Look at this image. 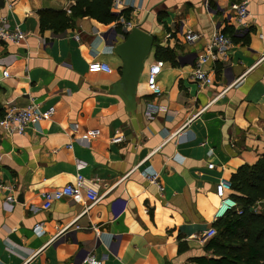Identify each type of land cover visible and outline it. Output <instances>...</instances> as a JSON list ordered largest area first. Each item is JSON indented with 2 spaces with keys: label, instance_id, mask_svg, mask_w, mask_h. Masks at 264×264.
<instances>
[{
  "label": "crops",
  "instance_id": "obj_1",
  "mask_svg": "<svg viewBox=\"0 0 264 264\" xmlns=\"http://www.w3.org/2000/svg\"><path fill=\"white\" fill-rule=\"evenodd\" d=\"M242 1L124 0L117 15L113 0L112 13L131 27L87 16L54 32L41 29V14L71 17L76 0H0V27L28 34L0 41V122L8 105L55 109L23 134L0 128V264H87L90 255L102 264H196L207 255L199 238L219 219L217 184L264 155V0H246L243 28L232 9ZM133 28L154 42L131 97L115 48ZM188 29L197 42L186 41ZM216 31L233 46L226 58L210 55L203 69L213 83L201 86L192 72ZM158 61L155 96L148 69ZM92 62L113 72L90 73ZM92 130L100 135L83 138ZM117 131L120 144L111 141ZM78 174L96 185L97 203L85 192L44 199Z\"/></svg>",
  "mask_w": 264,
  "mask_h": 264
},
{
  "label": "trees",
  "instance_id": "obj_2",
  "mask_svg": "<svg viewBox=\"0 0 264 264\" xmlns=\"http://www.w3.org/2000/svg\"><path fill=\"white\" fill-rule=\"evenodd\" d=\"M113 0H76L71 17L66 13H42L41 29L54 32L70 26L73 19L91 17L101 23L118 22L112 13ZM119 28V26H118ZM230 197L242 211L232 210L216 220L217 234L205 245L207 255L196 264H264V155L253 165L241 167L230 179Z\"/></svg>",
  "mask_w": 264,
  "mask_h": 264
},
{
  "label": "built area",
  "instance_id": "obj_3",
  "mask_svg": "<svg viewBox=\"0 0 264 264\" xmlns=\"http://www.w3.org/2000/svg\"><path fill=\"white\" fill-rule=\"evenodd\" d=\"M123 6L124 0H114L113 10L117 15L121 14V9L123 8ZM232 9L236 14V19L239 26L243 28L245 26L244 21L249 15L248 2L245 0L240 3L234 4L232 6ZM117 24H121L124 29L131 27V24L129 22H126L122 18L119 19ZM27 36L28 34L23 32L19 28H16L15 30H8V28L0 27V41L19 44L21 41L26 39ZM185 38L188 43L193 44L199 40L200 36L193 30L188 29L185 34ZM232 46L233 41L228 35L216 31V33L213 34L208 43L207 54L199 57L198 59L192 72V79L195 82L199 83L201 86L211 85L213 83V80L209 73L203 69V65L208 62L210 55H213L214 53L226 58ZM163 67L164 63L158 61L149 66L148 69V89L155 96H160L162 94V89L158 84V78L162 73ZM88 71L90 73H112L113 69L109 64L105 62H92L89 64ZM54 113V108H50L47 111H42L39 105L34 103H31L25 108H17L13 105H8L5 111V115L0 122V128L6 133L23 134L29 124H36L41 120L51 118ZM99 135V130H92L83 135V138H95ZM124 140L125 137L123 133L121 131H117L111 141L114 144H120ZM209 167L213 168V165L211 164ZM146 176L151 183H157V174L147 173ZM95 186L96 185L93 184V182L88 181L82 174H78L74 185H66L64 187L57 188L52 192H45L43 194V197L45 200H60L65 197H73L75 195L81 194L82 192H85L88 198L92 201V204H95L101 199V196L98 194V189ZM230 186V184L223 180L216 186V193L220 198V205L216 212V218H221L227 212L232 210L237 211L239 214H241L242 212L239 209L238 203L234 199L226 195V191L230 190ZM1 188H6V186L3 184L0 173V189ZM216 234L217 230L212 227L201 234L199 242L202 244H206ZM32 259L33 257L29 258L23 264H31ZM85 263L102 264V260H98L95 256L90 255L85 259Z\"/></svg>",
  "mask_w": 264,
  "mask_h": 264
},
{
  "label": "water",
  "instance_id": "obj_4",
  "mask_svg": "<svg viewBox=\"0 0 264 264\" xmlns=\"http://www.w3.org/2000/svg\"><path fill=\"white\" fill-rule=\"evenodd\" d=\"M153 42L152 36L138 28H133L128 31L125 40L115 48L116 54L122 59L121 84L128 89L131 97L135 95ZM227 183L230 184V182Z\"/></svg>",
  "mask_w": 264,
  "mask_h": 264
},
{
  "label": "rangeland",
  "instance_id": "obj_5",
  "mask_svg": "<svg viewBox=\"0 0 264 264\" xmlns=\"http://www.w3.org/2000/svg\"><path fill=\"white\" fill-rule=\"evenodd\" d=\"M118 25L122 26L121 24H118Z\"/></svg>",
  "mask_w": 264,
  "mask_h": 264
}]
</instances>
